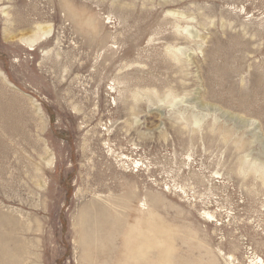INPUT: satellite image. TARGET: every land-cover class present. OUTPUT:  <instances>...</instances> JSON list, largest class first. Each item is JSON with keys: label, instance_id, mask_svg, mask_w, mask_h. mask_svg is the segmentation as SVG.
I'll return each mask as SVG.
<instances>
[{"label": "rangeland", "instance_id": "obj_1", "mask_svg": "<svg viewBox=\"0 0 264 264\" xmlns=\"http://www.w3.org/2000/svg\"><path fill=\"white\" fill-rule=\"evenodd\" d=\"M256 257L264 0H0V264Z\"/></svg>", "mask_w": 264, "mask_h": 264}, {"label": "bare ground", "instance_id": "obj_2", "mask_svg": "<svg viewBox=\"0 0 264 264\" xmlns=\"http://www.w3.org/2000/svg\"><path fill=\"white\" fill-rule=\"evenodd\" d=\"M38 31L42 32V35H41V38H48L51 36V28L50 26H39L38 27ZM35 41V39H33ZM33 40H30V42L27 40V39H22L21 38V42L23 44H27L28 46H32V43H34ZM128 195H131L128 193ZM139 208L142 209V210H145L147 208V204L142 202L140 205H139ZM207 217L209 218H212L213 215H210V214H206ZM228 259L232 260L230 257H228ZM254 264H264L262 259L261 258H258L256 257V261L254 262Z\"/></svg>", "mask_w": 264, "mask_h": 264}]
</instances>
